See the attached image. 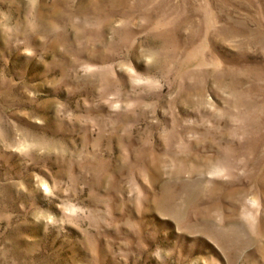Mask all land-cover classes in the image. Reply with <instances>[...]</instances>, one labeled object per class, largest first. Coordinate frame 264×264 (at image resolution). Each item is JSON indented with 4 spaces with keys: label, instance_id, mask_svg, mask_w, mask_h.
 <instances>
[{
    "label": "rangeland",
    "instance_id": "obj_1",
    "mask_svg": "<svg viewBox=\"0 0 264 264\" xmlns=\"http://www.w3.org/2000/svg\"><path fill=\"white\" fill-rule=\"evenodd\" d=\"M0 264H264V0H0Z\"/></svg>",
    "mask_w": 264,
    "mask_h": 264
}]
</instances>
